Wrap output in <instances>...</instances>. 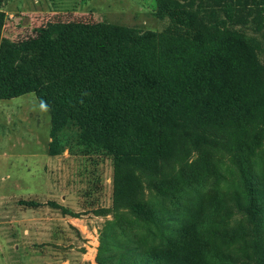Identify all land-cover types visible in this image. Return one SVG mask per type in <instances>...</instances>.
I'll use <instances>...</instances> for the list:
<instances>
[{
    "label": "trees",
    "instance_id": "16d2710c",
    "mask_svg": "<svg viewBox=\"0 0 264 264\" xmlns=\"http://www.w3.org/2000/svg\"><path fill=\"white\" fill-rule=\"evenodd\" d=\"M225 1L215 23L156 0L162 33L57 22L21 41L0 12V100L36 96L50 156L85 144L112 160L96 264H264V64Z\"/></svg>",
    "mask_w": 264,
    "mask_h": 264
},
{
    "label": "rangeland",
    "instance_id": "374dc122",
    "mask_svg": "<svg viewBox=\"0 0 264 264\" xmlns=\"http://www.w3.org/2000/svg\"><path fill=\"white\" fill-rule=\"evenodd\" d=\"M193 3L201 16L215 9L210 23L227 19L226 6L215 0ZM226 3L233 8V28L260 44L264 64L262 0ZM156 11V0H0L2 37L10 41L35 37L57 22H110L162 33L170 21ZM50 131V114L34 94L0 100V264H96L100 232L112 219V160L85 144L52 157ZM259 151L264 155V144ZM223 162L230 165L228 154ZM76 229L88 233L86 247Z\"/></svg>",
    "mask_w": 264,
    "mask_h": 264
},
{
    "label": "crops",
    "instance_id": "0c3cea01",
    "mask_svg": "<svg viewBox=\"0 0 264 264\" xmlns=\"http://www.w3.org/2000/svg\"><path fill=\"white\" fill-rule=\"evenodd\" d=\"M76 230L80 233V236H81V239H79L80 243L83 244L82 245L83 247H86L87 245H86V243L84 244V240L87 239L88 233H86L84 231V229H76ZM83 260H85V259H83ZM63 264H67V262H64Z\"/></svg>",
    "mask_w": 264,
    "mask_h": 264
}]
</instances>
